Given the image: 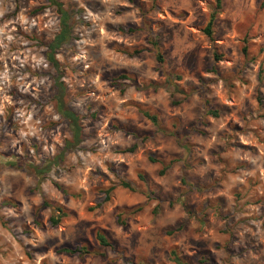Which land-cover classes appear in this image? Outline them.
Here are the masks:
<instances>
[{"label":"rangeland","instance_id":"rangeland-1","mask_svg":"<svg viewBox=\"0 0 264 264\" xmlns=\"http://www.w3.org/2000/svg\"><path fill=\"white\" fill-rule=\"evenodd\" d=\"M59 1L72 39L56 56L83 140L40 180L25 162L72 139L46 56L60 15L0 0V264H175L172 248L189 264H264V0H223L213 40L215 0ZM44 201L67 216L52 225ZM75 245L94 253L59 252Z\"/></svg>","mask_w":264,"mask_h":264},{"label":"trees","instance_id":"trees-1","mask_svg":"<svg viewBox=\"0 0 264 264\" xmlns=\"http://www.w3.org/2000/svg\"><path fill=\"white\" fill-rule=\"evenodd\" d=\"M52 5H55L58 13H59V32L55 35V37L52 39V41L48 44V51L46 53L47 59L51 63V65L55 68L57 71L58 75L57 78L55 79V84L59 90V95L56 97V110L63 116L65 117L70 124V130L72 132V139H68L65 141V147L60 153V155H56L53 158L46 159V161L42 164H34L29 161L25 162L28 167H30L34 174L39 177L40 180L45 179V175L51 170L52 165L58 164L60 159L63 158V154L65 151L69 149H74L76 148L83 140V131H82V121L81 117L79 114H77L73 109H71L64 101V94H65V85L62 80L63 77V72L60 69V62L57 59L56 52L57 50L64 45L65 43L69 42L72 39V28L70 25V13L67 9H65L62 5V3L59 0H48ZM223 7V0H215L214 2V9L209 15V19L207 23L205 24L204 27V32L208 35V37L213 40V25L215 22V19L217 17V14L220 12V10ZM150 44L153 46L155 50V57L157 62L162 65L165 62V57L160 45V42L156 36L151 37L149 39ZM125 53L130 54V55H137L140 54L143 51V48H136L133 51H126L124 49ZM244 50H246L244 48ZM215 58H219L220 55L215 52L214 53ZM121 78H128L126 74H121ZM177 77H180L179 75ZM211 114H216V111L214 110H209ZM142 113L150 120L152 123L159 128V122H158V117L156 114H153L147 110L142 111ZM135 144L126 149L128 151H133L135 150ZM184 148L186 149L187 147L184 145ZM151 161H155L156 159L150 157ZM11 165H15V161H10L9 162ZM172 161L169 163L168 166H170ZM164 167L161 170V174L164 173L165 171ZM143 180H145L144 175H139ZM59 189L64 191L59 184L54 183ZM121 186L135 191V188L127 181H121ZM113 190V187H110L104 191L105 193V198L104 201L109 200L110 196L109 193ZM65 192V191H64ZM43 206H53L57 211L58 214L56 216H50V223L52 225H57L59 224L63 217L67 216V211L58 204H52L47 201H44ZM99 206V205H98ZM121 214H118V221L123 223V220H121ZM96 239L102 246H111L113 247V244L107 239L105 234L101 231L96 232ZM59 252H63L69 255H76L80 258H84L86 255L90 253H94V251L90 250L87 245H75V246H63L59 249ZM169 260L174 262L175 264H189L188 260L184 258V256L175 248L170 249L169 254H168Z\"/></svg>","mask_w":264,"mask_h":264}]
</instances>
